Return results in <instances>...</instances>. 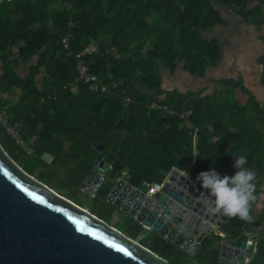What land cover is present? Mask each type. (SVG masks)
Instances as JSON below:
<instances>
[{
    "label": "trees",
    "instance_id": "16d2710c",
    "mask_svg": "<svg viewBox=\"0 0 264 264\" xmlns=\"http://www.w3.org/2000/svg\"><path fill=\"white\" fill-rule=\"evenodd\" d=\"M219 8H234L248 27L264 26V0L3 2L0 112L23 146L0 121L1 146L28 174L40 168L60 172L77 188L99 155L95 143L104 146L101 155L111 167L108 180L126 172L142 189L143 181L157 183L172 170L186 172L194 162V148L198 157L189 175L202 189L197 180L201 172L235 173L229 154L235 152L246 155V166L258 173L257 197L264 177V107L236 80L216 81L212 95H205L207 89L182 93L162 88V68L169 74L180 68L201 79L221 64L222 43L209 35L215 28H229ZM68 29L73 39L66 50L61 40ZM77 53L98 76V91L76 82ZM257 64L264 86V56ZM236 89L250 96L248 106L234 103ZM13 91L19 93L16 103L5 95ZM184 114H189L190 127L181 119ZM97 196L100 201L104 193ZM255 205L256 199L250 217ZM231 221L242 228L248 220Z\"/></svg>",
    "mask_w": 264,
    "mask_h": 264
},
{
    "label": "water",
    "instance_id": "95a60500",
    "mask_svg": "<svg viewBox=\"0 0 264 264\" xmlns=\"http://www.w3.org/2000/svg\"><path fill=\"white\" fill-rule=\"evenodd\" d=\"M94 149L99 155L81 189L92 197L103 192L101 204L116 208L131 230L139 227L141 241L193 255L205 239L225 264L242 262L251 250V242H236L225 231L222 241L215 240L231 217L212 212V198L187 175L173 170L150 197L125 178L108 180L104 146L95 143ZM254 225L252 232L264 235L262 222ZM0 264L172 263L25 172L0 144Z\"/></svg>",
    "mask_w": 264,
    "mask_h": 264
},
{
    "label": "rangeland",
    "instance_id": "374dc122",
    "mask_svg": "<svg viewBox=\"0 0 264 264\" xmlns=\"http://www.w3.org/2000/svg\"><path fill=\"white\" fill-rule=\"evenodd\" d=\"M218 11L223 20L228 23L229 28H215L209 35L211 38L218 39L223 45V61L221 64L215 68H209L206 76L201 79L191 78L189 74L183 72L180 68L174 74H169L168 71L162 68V88L164 90L175 88L182 91V93H187L199 91L207 86L214 90V80H236L242 77L245 87L253 95L256 94V87H260V68L257 66L256 60L264 56V44H261V42L264 43V26H246L236 16V10L234 8H219ZM256 78L257 83L255 85ZM139 89L145 91L143 87H139ZM211 92L212 90L209 91V93ZM5 95L9 96L12 103H16L19 99V93L15 91ZM153 107L158 106L154 104ZM184 121L187 122V120ZM46 161L50 163L51 159L46 158ZM33 176L61 196L74 201L80 207L94 211V204L97 198L92 197L81 188L79 189L73 185L68 176L60 172L54 174L44 168L38 169ZM122 224L123 221L120 224L117 223V226L124 231ZM141 244L147 248L149 246L146 239ZM167 261L170 262L169 260ZM239 264H244V262ZM252 264H264V259L261 255L255 257Z\"/></svg>",
    "mask_w": 264,
    "mask_h": 264
},
{
    "label": "crops",
    "instance_id": "0c3cea01",
    "mask_svg": "<svg viewBox=\"0 0 264 264\" xmlns=\"http://www.w3.org/2000/svg\"><path fill=\"white\" fill-rule=\"evenodd\" d=\"M261 44H264V43L261 42ZM258 59L256 60V64H257ZM257 66H258V64H257ZM258 67L260 68V79H259L260 87H256V90H255L256 91V94H255L256 96L253 95L245 87L244 80H243L242 77H239V79H236V81L239 82L241 84V86L246 91H248L249 95L255 100V102H257L263 108L264 107V86L261 85L262 68L260 66H258ZM217 81H221V80H217ZM215 82L216 81L214 80L213 81L214 90L212 88H210L209 86L203 88V89H207V92L205 93V95H212V94L215 93V90L218 88V86L216 87ZM256 83H257V78L255 80V85H256ZM203 89H201V90H203ZM169 90H171V89H169ZM210 90H212L211 93H209ZM196 92H198V91H196ZM249 95L244 94L240 89H236V90H234V100L233 101H234V103L239 104L241 107H246V106L249 105V100H250V96ZM11 103H12V101H11ZM184 116H185L186 119H183V120H187L188 117H189V114H184ZM185 126L186 127H190V125L188 124V121L185 122ZM196 134H197V132L194 135V147L196 145ZM197 157H198V152L194 148V162L197 160ZM194 162H193V164H194ZM193 164H191L189 166V168H188V170L186 172H179V173L187 175L190 178L189 174H190V171L193 169ZM106 169H107V173L111 171V167L109 165H107V164H106ZM175 171H177V170H175ZM169 175H170V173L167 174L162 179V181H160V182H163L166 178L169 177ZM119 178H123V179L125 178L127 181H129L128 174L126 172H123V174H121V176L116 178V179H119ZM258 181L259 180L257 179L255 181V183L258 184ZM146 184H148V183H145L144 181L142 182L143 189L145 188ZM198 190L201 191V192L206 193L203 189H199L198 188ZM144 191H145V189H144ZM258 192H259V195L256 197V205L254 206L251 219L262 221L264 223V177L261 180V183L258 185ZM97 198H98V196H97ZM94 205H95L94 211H91V210L86 209V208H84V209H86V210L90 211L91 213L97 215L98 217H100L101 219L106 221L109 225H111L112 227H115V228L119 229L121 232L125 233V235L128 236L129 238H131L132 240H134L136 242H139V243H141L143 241V240L141 241L140 236L138 237V235H135V232L133 230L128 228V225H126L124 223L122 224V227H123L124 231H122V229L117 226V223H119V224L121 223V219H120V215L117 212L118 210L116 208H113V206H111L109 204H107L108 206L107 205H103V204H101V202L99 200H97ZM109 208L111 209L112 214L109 213V210H108ZM230 220H231V218L229 219V221ZM227 232L230 233V234H234V235L237 234V233H234L232 231L231 232L227 231ZM213 237L215 238V240H217L219 238H223V237H225V232L224 231H220V230H216V234H214ZM208 242H209L208 240L203 239L201 241V243L198 245V247L196 248V250L194 251L193 255H189L187 253L184 254V253L176 251L175 249H173V251L169 252L168 250L164 249L161 246L153 245V244H150V243H148V245H149L148 248L144 247V246L143 247L148 249V250H150V251H152V252H154L158 256L160 255V257L161 256L164 257L165 259L169 260L171 263H174V264H192V262H193V264H196L198 262V260H199V258H197V257H200L201 252L207 246Z\"/></svg>",
    "mask_w": 264,
    "mask_h": 264
},
{
    "label": "clouds",
    "instance_id": "9594fccd",
    "mask_svg": "<svg viewBox=\"0 0 264 264\" xmlns=\"http://www.w3.org/2000/svg\"><path fill=\"white\" fill-rule=\"evenodd\" d=\"M229 154L234 157L232 167L236 171L233 175L221 176L213 169L199 173L197 180L212 198V212L250 220V211L256 199L258 173L255 168L246 166V155Z\"/></svg>",
    "mask_w": 264,
    "mask_h": 264
},
{
    "label": "flooded vegetation",
    "instance_id": "af4514ba",
    "mask_svg": "<svg viewBox=\"0 0 264 264\" xmlns=\"http://www.w3.org/2000/svg\"><path fill=\"white\" fill-rule=\"evenodd\" d=\"M258 220H252V223L250 220L246 222V225L242 228L236 224H234L233 221L224 222L219 229L220 231H232L237 234H228V238H234L236 242H251L250 248L251 250L247 251L244 255V264H252L255 257L262 256L264 259V253L260 254L261 244H264V235L263 234H256L252 232L255 225L254 222ZM262 222V221H261ZM262 226L264 227V223L262 222ZM227 236V235H226ZM225 236V237H226ZM225 237L217 239L218 242L222 241ZM238 256V255H237ZM241 255H239V258ZM198 262L196 264H225V262H220L217 252L214 249L208 248V245L204 248V250L201 252ZM240 260V259H238ZM241 261H238L236 264L242 263Z\"/></svg>",
    "mask_w": 264,
    "mask_h": 264
},
{
    "label": "built area",
    "instance_id": "2783aa9c",
    "mask_svg": "<svg viewBox=\"0 0 264 264\" xmlns=\"http://www.w3.org/2000/svg\"><path fill=\"white\" fill-rule=\"evenodd\" d=\"M71 26V23L70 25ZM73 39V33L71 32L70 29H68V31L66 32V34L62 37L61 43L63 45V47L66 50L70 49V44L71 41ZM72 52H68V55H70ZM75 59L77 61V75H76V82L78 83H82L86 86H88L89 90L96 92L99 90L100 87V81L97 75L93 74V72L91 71V68L89 66V64L86 62L84 55L82 53H77L75 55ZM166 112H168L169 115L173 116V112L166 109ZM5 113L4 112H0V121L2 122V124L4 125V127L6 128L7 133L16 141L17 144H19L20 146H23V141L21 136L19 135V133L11 128L8 123H7V119L5 118ZM181 119H186L185 116H181ZM28 154H31V152L28 150L27 151ZM167 181V178L163 181V182H157V183H151V184H146L145 186V194L147 196H153L154 194L158 193L164 186V183Z\"/></svg>",
    "mask_w": 264,
    "mask_h": 264
}]
</instances>
